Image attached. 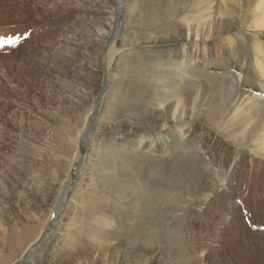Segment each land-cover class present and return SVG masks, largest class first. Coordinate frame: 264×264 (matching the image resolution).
<instances>
[{"label":"rangeland","instance_id":"374dc122","mask_svg":"<svg viewBox=\"0 0 264 264\" xmlns=\"http://www.w3.org/2000/svg\"><path fill=\"white\" fill-rule=\"evenodd\" d=\"M63 1L0 5V264H18L36 244L20 264H264V0ZM199 22L207 37L187 40ZM163 78H180L184 109L198 119L172 120ZM229 89L236 106L225 102ZM223 210L229 227L218 221Z\"/></svg>","mask_w":264,"mask_h":264},{"label":"bare ground","instance_id":"6f19581e","mask_svg":"<svg viewBox=\"0 0 264 264\" xmlns=\"http://www.w3.org/2000/svg\"><path fill=\"white\" fill-rule=\"evenodd\" d=\"M25 1H26V0H25ZM35 1H36V0H35ZM50 1H51V0H37V3H38V4H41V5H49V4L51 3ZM58 1H60L61 4H63V3L65 2V1H63V0H58ZM69 1H70V0H69ZM91 1H93V0H91ZM104 1H105V0H104ZM104 1H103V2H104ZM109 1H110V0H109ZM114 1L119 2V1H117V0H114ZM114 1H113V2H114ZM128 1H129V0H128ZM174 1H177V0H174ZM182 1H185V0H181V2H182ZM196 1H197V0H196ZM222 1H223V0H222ZM226 1H227V0H226ZM9 2H10V0H9ZM83 2H84V0H83ZM88 2H89V4L91 3L90 1H88ZM107 2H108V1H107ZM107 2H105V3H107ZM179 2H180V1H179ZM186 2H187V1H186ZM193 2H194V1H193ZM229 2H230V0H229ZM229 2H228V3H229ZM20 3H21V2H19V0H11V2H10V7H11V9H12L14 12H18L19 8L21 7V6H20ZM65 3H66V2H65ZM68 3H70V2H68ZM85 3H86V0H85ZM101 3H102V2H101ZM177 3H178V2H177ZM182 3H183V2H182ZM194 3H195V2H194ZM233 3H234V2H233ZM244 3H245V2H244ZM260 3H261V2H260ZM51 4H52V3H51ZM87 4H88V3H87ZM97 4H98V3H97ZM180 4H181V3H180ZM190 4H191V3H190ZM255 4H256V3H255ZM261 4H263V3H261ZM0 5H2V9H3L4 7L7 6V3L5 2V0H0ZM66 5H67V4H66ZM93 5H94V3H93ZM110 5H111V4H110ZM110 5H109V6H110ZM115 5H116V3H115ZM115 5H114V7L117 6V5H116V6H115ZM122 5H123V4H121L120 6L122 7ZM173 5H175V4H173ZM183 5H184V3H183ZM191 5H192V4H191ZM191 5H190V6H191ZM263 5H264V4H263ZM88 6H90V5H88ZM105 6H106V4H105ZM111 6H112V5H111ZM111 6H110V7H111ZM118 6H119V5H118ZM118 6H117V7H118ZM170 6H171V5H170ZM177 6H178V5H177ZM181 6H182V4H181ZM185 6H186V5H185ZM185 6H183V7L187 10V8H186ZM188 6H189V5H188ZM193 6H194V5H193ZM227 6H229V5H227ZM260 6H262V5H259V6L257 5V7H259V8H260ZM209 7H210V6H209ZM89 8H90V7H89ZM111 8H112V7H111ZM118 8H120V7H118ZM164 8H165V7H164ZM174 8H175V6H174ZM177 8H178V7H177ZM177 8H176V9H177ZM184 8L182 9V11H184ZM191 8H192V7H191ZM232 8H233V7H232ZM2 9H0V10H2ZM91 9H93V8H91ZM162 9H163V8H162ZM176 9H175V10H176ZM179 9L181 10V7H180V6H179ZM223 9H224V6H223ZM262 9H263V12H264V8H262ZM117 10H118V9H117ZM119 10H120V9H119ZM163 10H164V9H163ZM175 10H174V11H175ZM180 10H179V11H180ZM186 10H185V11H186ZM88 11H89V10H88ZM182 11H181V12H182ZM187 11H189V7H188V10H187ZM204 11H205V10H204ZM207 11H208V9H207ZM210 11H211V10H210ZM251 11H252V10H251ZM157 12H160V11H157ZM169 12H170V11H169ZM171 12H172V10H171ZM199 12H200V10L198 11L197 15H199ZM212 12H213V11H211V12H209V13H212ZM86 13H87V12H86ZM110 13H111V12H110ZM118 13H119V12H118ZM140 13H141V12H140ZM182 13L184 14V12H182ZM185 13H186V12H185ZM189 13H191V12H188V14H189ZM223 13H224V12H223ZM145 14H146V13H145ZM157 14H158V13H157ZM178 14H179V13H178ZM178 14H176V15H178ZM180 14H181V13H180ZM180 14H179V15H180ZM183 14H182V15H183ZM188 14H185V16L183 15V17H187ZM195 14H196V12H195ZM262 14H263V16H264V13H262ZM80 15H81V14H80ZM88 15H89V14H88ZM88 15H86V16H88ZM142 15H143V14H142ZM159 15H160V14H158L157 16H159ZM182 15H181V18L183 19ZM200 15H201V13H200ZM204 15H206V14H204ZM212 15H213V14H212ZM223 15H224V14H223ZM223 15H221V16H223ZM99 16H100V15H99ZM123 16H124V15H123ZM161 16H162V15H161ZM163 16H164V15H163ZM163 16H162V18H163ZM171 16L173 17V15H171ZM171 16H170V18H172ZM189 16H190V15H189ZM189 16H188V18H190V21H192V18L189 17ZM219 16H220V15H219ZM221 16H220V17H221ZM230 16H231V15H230ZM89 17L91 18V15H90ZM113 17H114V16H113ZM165 17H166V16H165ZM175 17H176V16H175ZM175 17H173V18H175ZM204 17H205V16H204ZM204 17L201 16V18H200V17H198V18L203 19ZM223 17H224V16H223ZM223 17H222V18H223ZM93 18H94V17H93ZM93 18H92V19H93ZM95 18H96V17H95ZM111 18H112V17H111ZM188 18H186V19L188 20ZM205 18H206V17H205ZM207 18H208V17H207ZM207 18H206V19H207ZM211 18H212V17H211ZM215 18H216V17H215ZM234 18H235V17H234ZM234 18H233V20H234ZM84 19H85V18H84ZM104 19H105V18H104ZM158 19H159V17H158ZM176 19H177V18H176ZM196 19H197V17L195 18V20H196ZM200 19H199V20H200ZM206 19H205V22L207 23V20H206ZM258 19H259V18H258ZM87 20H88V19H87ZM112 20H113V19H112ZM183 20H184V22H187L185 19H183ZM195 20H194V21H195ZM203 20H204V19H203ZM203 20H202V21H203ZM214 20H216V19H214ZM219 20H221V19H219ZM144 21H145V20H144ZM167 21H168V17H167ZM179 21H181V19H180ZM188 21H189V20H188ZM190 21H189V22H190ZM217 21H218V20H217ZM227 21H228V20H227ZM234 21H235V20H234ZM2 22H3V20H0V25L3 24ZM117 22H118V21H117ZM163 22H164V21H163ZM181 22H182V21H181ZM200 22H201V21H200ZM200 22H199V23H200ZM211 22H212L211 25L213 26V23H214L213 20H212ZM111 23H112V22H111ZM118 23H119V22H118ZM158 23H159V22H158ZM190 23H191V22H190ZM199 23L197 24V26H198L197 28H196V27L193 28V26H192V27H191V26L189 27V25H188V28L186 27L187 30L184 28V29L187 31V32H186V35H185V38H187V40H188L189 38H194L193 36H195L196 34H197V36H199L200 34L204 33V32L201 33L200 31H198V30L201 29V28L199 29V26L202 24V23H200V24H199ZM220 23H223V22L220 21V22L218 23L219 25H218L216 22H215L214 24H216L217 26H220ZM106 24H107V23H106ZM195 24H196V23H195ZM224 24H226V26H224V27H223V25L220 26V27H223V29H222L221 31H225V30H226L227 23H225V21H224ZM255 24H256V23H255ZM108 25H109V23H108ZM119 25H120V24H119ZM155 25H156V24H155ZM157 25H158V24H157ZM216 25H215V26H216ZM115 26H116V25H115ZM201 26H202V25H201ZM204 26L207 28L208 25H207V26L204 25ZM212 26H211V27H212ZM215 26H214V27H215ZM0 27H1V26H0ZM109 27H111V25H110ZM137 27H138V26H137ZM153 27H154V26H153ZM157 27H158V26H157ZM202 27H203V26H202ZM235 27H236V26H235ZM119 28H120V27H119ZM151 28H152V27H151ZM181 28H182V27H181ZM209 28H210V27H209ZM216 28H217V27H216ZM262 28H264V22H263V27H262ZM96 29H97V28H96ZM147 29H148V28H147ZM152 29H153V28H152ZM202 29H203V28H202ZM207 29H208V28H207ZM214 29H215V28H214ZM228 29H229V26H228ZM120 30H121V29H120ZM182 30H183V29H182ZM185 30H184V31H185ZM216 30H217V29H216ZM235 30H236V29H235ZM95 31H96V30H95ZM116 31H117V30H116ZM157 31H158V30H157ZM201 31H203V30H201ZM206 31H207V30H206ZM212 31H213V30H212ZM219 31H220V30H219ZM228 31H229V30H228ZM100 32H101V31H100ZM105 32H106V31H105ZM111 32H112V30H109V33H108V32H107V33H104V32H103L104 36L101 35V36H102V39H101V40H102V41H101L102 43H100V41H98L99 44H103L102 46H104V44H105V42L107 41L108 36L111 34ZM159 32H160V31H159ZM178 32H180L179 29H178ZM226 32H227V31H226ZM0 33H1V32H0ZM169 33H170V32H169ZM207 33H208V32H207ZM211 33L214 34V32H211ZM217 33H218V30H217V32H215V34H217ZM219 33H220V32H219ZM219 33H218V34H219ZM101 34H102V33H101ZM167 34H168V33H167ZM172 34H173V36H174V33H172ZM180 34H181V33H180ZM182 34H183V33H182ZM218 34H217V35H218ZM228 34H229V33H228ZM60 35H61V34H60ZM155 35H156V34H155ZM160 35H161V34H160ZM202 35H204V34H202ZM206 35H207V34H206ZM206 35H204V36H206ZM219 35H220V34H219ZM223 35H224V34H223ZM0 36H1V35H0ZM13 36H15V34H13ZM13 36H12V40H13L14 42H16L17 38H15V37H13ZM161 36H163V35H161ZM161 36H160V37H161ZM168 36H169V34H168ZM175 36H176V35H175ZM181 36H182V35H181ZM183 36H184V35H183ZM197 36H196V37H197ZM208 36H209V35H208ZM106 37H107V38H106ZM166 37H167V36H166ZM206 37H207V36H206ZM210 37H211V36H210ZM13 38H15V39H13ZM121 38H122V37H121ZM147 38H149V37H147ZM150 38H151V37H150ZM153 38H155V37H152L151 39H153ZM158 38H159V37H158ZM170 38H172V37H170ZM170 38H168V39H170ZM174 38H175V37H174ZM174 38H173V39H174ZM185 38H184V39H185ZM204 38H205V37H203V39H204ZM119 39H120V38H119ZM140 39H141V38H140ZM140 39H139V40H140ZM159 39H160V38H159ZM164 39H165V38H164ZM166 39H167V38H166ZM175 39H176V41H177V38H175ZM195 39H196V38H195ZM198 39H199V38H198ZM208 39H209V37H208ZM216 39H217V38H216ZM227 39H228V38H227ZM105 40H106V41H105ZM142 40H144V38H143ZM142 40H141V42H142ZM146 40H147V39H146ZM146 40H144V41H146ZM160 40H161V39H160ZM85 41H86V40H85ZM104 41H105V42H104ZM130 41H131V40H130ZM130 41H129L128 43H125V45H127V44L129 45ZM136 41H137V40H136ZM156 41L158 42V40H156ZM164 41H165V40H164ZM167 41H168V40H167ZM191 41H192V40H191ZM50 42H51V41H50ZM137 42H138V41H137ZM141 42H140V43H141ZM148 42H149V41H148ZM153 42L155 43V41H153ZM160 42H161V41H159V43H160ZM169 42H170V41H169ZM204 42H205V41H204ZM206 42H207V41H206ZM56 43H57V41H56ZM56 43H55V44H56ZM64 43H65V42H64ZM80 43H82V42H80ZM92 43H93V42H92ZM92 43H91V44L89 43V44L92 45ZM94 43H95V42H94ZM96 43H97V39H96ZM143 43H144V42H143ZM151 43H152V42H151ZM151 43H150V44H151ZM161 43H163V42H161ZM191 43H192V42H191ZM197 43H198V42H196V45H198ZM211 43H212V42H211ZM213 43H214V42H213ZM53 44H54V43H53ZM67 44H68V43H67ZM85 44H87V43L85 42ZM145 44H146V43H145ZM189 44H190V42H189ZM194 44H195V43H194ZM209 44H210V43H209ZM209 44H208V45H209ZM30 45H31V44H30ZM57 45H59V44H57ZM63 45H64V44H63ZM65 45H66V44H65ZM82 45H83V43H82ZM93 45H94V44H93ZM122 45H123V44H122ZM131 45H132V42H131ZM203 45H204V44H203ZM217 45H218V44H217ZM220 45H221V44H220ZM10 46H11V45H10ZM13 46H14V45H13ZM80 46H81V44H80ZM98 46H99V45H97V47H98ZM102 46H100V47H102ZM135 46H136V45H135ZM158 46H160V45L158 44ZM163 46H165V45H163ZM181 46H182V45H181ZM139 47H140V45H139ZM147 47H148V46H147ZM151 47H152V46H151ZM175 47H176V46H175ZM49 48H50V47H49ZM52 48H53V47H52ZM56 48H57V47H56ZM93 48H94V47H93ZM134 48H135V47H134ZM137 48H138V47H137ZM141 48H143V47H141ZM167 48H168V47H167ZM172 48H174V47H172ZM178 48H180V47H178ZM192 48H193V46H192ZM32 49H33V48H32ZM58 49H59V48H58ZM80 49H81V48H80ZM103 49H104V48H103ZM157 49H158V47H157ZM165 49H166V48H165ZM203 49H204V48H203ZM45 50H46V49H45ZM50 50H51V48H50ZM59 50H60V49H59ZM82 50H83V49H82ZM90 50H92V49H90ZM90 50H89V51H90ZM101 50H102V49H101ZM104 50H105V49H104ZM104 50H103V51H104ZM152 50H153V49H152ZM169 50H170V47H169ZM181 50H182V49H181ZM215 50H216V49H215ZM47 51H48V50H47ZM85 51H86V50H85ZM89 51H88V52H89ZM153 51H154V50H153ZM164 51H165V50H164ZM170 51H171V50H170ZM178 51H179V49H178ZM83 52H84V51H83ZM83 52H82V53H83ZM90 52H91V51H90ZM93 52H94V51H93ZM97 52H98V51H97ZM154 52H155V51H154ZM175 52H176V51H175ZM185 52H186V50H185ZM187 52H189V51H187ZM48 53H49V52H48ZM48 53H46V54H48ZM91 53H92V52H91ZM133 53H134V52H133ZM159 53H161V52H159ZM171 53H174V52H171ZM55 54H56V53H55ZM83 54H84V53H83ZM88 54H89V53H88ZM88 54H86V55H88ZM94 54H95V52H94ZM107 54H108V53H107ZM107 54H106V55H107ZM91 55H93V54H91ZM102 55H103V54H102ZM160 55H161V54H160ZM165 55H166V53H165ZM169 55H170V54H169ZM184 55H185V54H184ZM72 56H73V55H72ZM82 56H84V55H82ZM114 56H115V55H114ZM170 56H171V55H170ZM172 56H173V54H172ZM172 56H171V57H172ZM15 57H16V56H15ZM21 57H22V56H21ZM45 57H46V56H45ZM47 57H48V56H47ZM94 57H96V56H94ZM119 57H120V56H119ZM11 58H12V57H11ZM81 58H82V57H81ZM104 58H105V57H104ZM114 58H115V57H114ZM120 58H121V57H120ZM12 59H13V58H12ZM30 59H31V58H30ZM97 59H100V58H97ZM112 59H113V58H112ZM60 60H61V59H60ZM73 60H74V59H73ZM88 60H89V59H88ZM93 60H94V59H93ZM102 60H103V58H102ZM106 60H107V59H106ZM13 61H14V60H13ZM15 61H16V60H15ZM69 61H70V60H69ZM80 61H81V60H80ZM82 61H83V60H82ZM91 61H92V60H91ZM98 61H99V60H98ZM98 61H97V62H98ZM47 62H48V60H47ZM83 62H84V61H83ZM99 62H101V61H99ZM105 62H107V61H105ZM116 62H117V61H116ZM120 62H121V61H120ZM149 62H150V61H149ZM19 63H20V62H19ZM26 63H27V61H26ZM30 63H31V62H30ZM102 63H103V62H102ZM121 63H122V62H121ZM121 63H120V64H121ZM33 64H34V63H33ZM109 64H110V63H109ZM118 64H119V63H118ZM130 64H131V63H130ZM154 64H156V61L154 62ZM175 64L177 65V63H175ZM1 65H3V64H1ZM9 65H10V64H9ZM17 65H18V64H17ZM17 65H16V68H18ZM37 65H38V64H37ZM43 65H44V64H43ZM94 65H95V63H94ZM151 65H152V64H151ZM22 66H23V65H22ZM99 66H100V65H99ZM174 66H175V65H174ZM174 66H172V67H174ZM181 66H182V65L179 66V64H178L176 67H174V68H175V76H176V75L178 76V75H180L181 73H183V72L186 71V70L184 71L183 68H182ZM3 67H5V66H3ZM9 67H11V66H9ZM14 67H15V65H14ZM29 67H30V66H29ZM35 67H36V66H35ZM43 67H44V66H43ZM45 67H47V66H45ZM53 67H54V66H53ZM95 67H96V66H95ZM117 67H118V65H117ZM163 67H164V66H163ZM184 67H185V66H184ZM39 68H40V67H39ZM41 68H42V67H41ZM48 68H50V67H48ZM48 68H47V69H48ZM51 68H52V67H51ZM112 68H113V67H112ZM118 68H119V67H118ZM152 68H154V67L152 66ZM165 68H166V67H165ZM176 68H177V69H176ZM181 68H182V70H181ZM3 69H4V68H3ZM3 69H2V70H3ZM43 69H44V68H43ZM54 69H55V68H54ZM186 69H187V68H186ZM12 70H14V69H12ZM12 70H11V72H12ZM21 70H22V68H21ZM23 70H24V69H23ZM28 70L30 71V69H28ZM156 70H157V69H156ZM156 70L153 71V72H156ZM162 70H163V69H162ZM167 70H168V69H167ZM263 70H264V69H263ZM9 71H10V70H9ZM9 71H8V72H9ZM14 71H15V70H14ZM68 71H69V70H68ZM190 71H192V70H190ZM2 72H3V71H2ZM4 72H5V71H4ZM11 72H9V73H11ZM41 72H44V71L41 70ZM52 72H53V71H52ZM114 72H115V70H114ZM134 72H135V71H134ZM140 72H141V71H140ZM261 72H263V71H261ZM29 73H31V72H29ZM39 73H40V72H38V74H39ZM4 74H5V73H4ZM143 74H144V72H143ZM155 74H156V73H155ZM155 74H154V76H155ZM161 74H162V73H161ZM39 75H40V74H39ZM167 75H168V74H167ZM170 75H171V73H170ZM263 75H264V74H263ZM4 76H7V75H4ZM30 76H31V74H30ZM42 76H43V75H42ZM56 76H57V75H56ZM94 76H95V75H94ZM151 76H152V75H151ZM156 76H157V75H156ZM171 76H172V75H171ZM171 76H170V77H171ZM177 76H176V77H177ZM180 76H181V75H180ZM180 76H179V77H180ZM22 77H23V76H22ZM32 77H33V76H32ZM170 77H169V78H170ZM185 77H186V76H185ZM4 78H6V77H4ZM29 78H30V77H29ZM95 78H97V77H95ZM169 78H168V80H169ZM171 78H173V77H171ZM174 78H175V77H174ZM153 79H154V77L152 78V80H153ZM179 79H180V78H179ZM179 79H178V80H177V79H173V81L170 82V84H169V81H167V80H165V78H163V80H165L166 83H168V86L171 85V89H172V92H173V93L170 95L169 99L171 100V103H172L173 106L175 107V112L178 114L177 111H178L179 108L183 111V112L181 113V116H180V117H179V116H176V113H174V114L172 113L173 115L171 116V118H172V120H173V119L175 120V119L179 118V119H181V120H182V119H186L187 121H188V119H191V120H192V119H198L199 117H196L197 114L194 115V113H193V111H195L194 109H190V116H189L187 110H186V111H187V113H186V111H185L186 108L184 109L185 104H186V102H187L188 99H187L186 97H183V94H182V91H181V90L183 89V84H184V83H182L181 80H179ZM216 79H217V78H216ZM40 80H41V79H40ZM170 80H171V79H170ZM184 80H186V79H184ZM6 81H7V80H6ZM10 81H12V80H10ZM159 81H162V80L159 79ZM216 81H217V80H216ZM157 82H158V81H157ZM157 82H156V83H157ZM30 83H31V82H30ZM149 83H150V82H149ZM187 84H188V83H187ZM168 86H166V87H168ZM232 87H233V86H232ZM21 88H22V87H21ZM21 88H20V89H21ZM111 88H112V87H111ZM153 88H154V87H153ZM156 88H157V87H156ZM229 88H231V85H230ZM225 89H228V85L226 86ZM108 90H109V89H108ZM131 91H132V90H131ZM180 91H181V95H182V97L184 98L185 104L182 102L183 100H181V98H180ZM186 91H187V90H186ZM229 91H230V89L227 91V95L225 96V100H226L225 102L228 103V104H230V103H232V102H235L234 104H235V106H236L237 101H235L234 98L238 95V94H237V90L235 91V89H234V92H230V93H228ZM231 91H233V90H231ZM25 92H26V91H25ZM116 92H117V91H116ZM154 92H155V91H154ZM197 92H198V91H197ZM120 94H121V92H120ZM196 94H197V93H196ZM209 94H210V93H209ZM10 95H11V94H10ZM36 95H37V94H36ZM109 95H110V94H109ZM122 95H123V94H122ZM144 95H146V94H144ZM112 96H113V95H112ZM117 96H118V95H117ZM135 96H136V95H135ZM166 96H168V94H166ZM199 96H200V95H199ZM207 96H208V94H207ZM108 97H109V96H108ZM127 97H128V96H127ZM127 97H126V98H127ZM194 97H195V95H194ZM246 97H247V96H246ZM120 98H121V97H120ZM120 98H119V99H120ZM196 98H197V96H196ZM199 98H200V97H199ZM122 99H123V98H122ZM129 99H130V98H129ZM157 99H158V98H157ZM190 99H191V98H190ZM26 100H27V99H26ZM221 100H222V99H221ZM232 100H233V101H232ZM237 100H238V99H237ZM194 101H195V100H194ZM222 101H223V100H222ZM246 101L249 102V99H248V100H243V102H244L245 104H247ZM169 102H170V101H169ZM192 102H193V101H192ZM225 102H224V101H223V102H220V103L217 105L222 111H221L220 109H218V108H215V114H216V115H220V114H222V112H223V109H222V108H223V106L225 105ZM108 103H109V102H108ZM147 103H148V102H147ZM158 103H159V102H158ZM188 103H189V102H188ZM190 103H191V102H190ZM190 103H189V105H190ZM239 103H241V101H239ZM191 104H192V103H191ZM241 104H242V103H241ZM148 105H149V104H148ZM243 105H244V104H243ZM249 105H250V103H249ZM133 106H134V105H133ZM137 106H138V105H137ZM165 106H166V105H164V107H165ZM187 106H188V105H187ZM190 106H192V105H190ZM210 106H211V105H210ZM235 106H234V108H236V109H240V108H239L240 106H239L238 108L235 107ZM237 106H238V105H237ZM257 106H258V105H257ZM150 107H151V106H150ZM192 107H193V106H192ZM248 107H249V106H248ZM188 108H189V107H188ZM204 108H205V107H204ZM231 108H232V107H231ZM91 109H92V108H91ZM158 109H159V108H158ZM164 109H166V108H164ZM207 109H208V108H207ZM209 109H210V108H209ZM87 110H88V108H87ZM188 110H189V109H188ZM240 110H242V109H240ZM173 111H174V110H173ZM224 111H225V112H228V110H224ZM229 111H230V110H229ZM231 111H232V110H231ZM68 112H69V111H68ZM146 112H147V111H146ZM204 112H205V111H204ZM211 112H212V111H211ZM211 112H210V113H211ZM236 112H237V111H236ZM236 112H235V113H236ZM87 113H88V112H87ZM87 113H86V114H87ZM89 113H91V111H90ZM164 113H165V112H164ZM164 113H162V114H164ZM195 113H196V112H195ZM232 113H234V111H233ZM245 113H247V111H246ZM263 113H264V109H263V108H257V109H256V114H257V115H258V114H261V115H262ZM170 114H171V113H170ZM198 114H199V113H198ZM207 114H208V112H207ZM145 115H146V114H145ZM187 115H188V116H187ZM200 115H201V114H200ZM204 115H205V114H204ZM208 115H209V114H208ZM210 115H211V114H210ZM216 115H215V116H216ZM249 115H250V113H249ZM14 116H15V115H14ZM84 116H85V115H84ZM164 116H165V115H164ZM164 116H163V117H164ZM198 116H199V115H198ZM212 116H213V115H211V117H212ZM227 116H228V115H227ZM232 116H235V114L232 115ZM239 116H241V115H238V117H239ZM145 117H146V116H145ZM201 117H204V116L201 115ZM221 117H223V116H220L219 118H221ZM245 117H246V116H245ZM256 117H257V116H256ZM85 118H86V117H85ZM103 118H104V117H103ZM160 118H161V117H160ZM165 118H166V117H165ZM171 118H170V120H171ZM223 118H224V117H223ZM251 118H252V117H251ZM83 119H84V118H83ZM93 119H94V123H97V118L93 116ZM106 119H108V118H106ZM106 119H105V120H106ZM168 119H169V118H168ZM206 119H207V121H208V118H206ZM206 119H205V120H206ZM209 119H211V118L209 117ZM214 119H215V118H214ZM214 119L212 120V123L215 122ZM228 119H229V118H228ZM234 119H235V117H234ZM248 119H250V118H248ZM105 120H104V121H105ZM158 120H159V117H158ZM174 120H173V121H174ZM177 120H178V119H177ZM215 120H216V119H215ZM221 120H222V118H221ZM240 120H241V119H240ZM85 121H86V120H85ZM104 121H103V122H104ZM137 121H138V119H137ZM159 121H160V120H159ZM159 121H158V122H159ZM162 121H163V120H162ZM164 121H165V120H164ZM173 121H172V122H173ZM175 121H176V120H175ZM179 121H180V120H179ZM187 121H186V124L188 123ZM192 121H193V120H192ZM196 121H197V120H196ZM216 121H218V120H216ZM230 121H231V118H230ZM232 121H234V120L232 119ZM247 121H248V120H247ZM251 121H253V120H251ZM83 122H84V121H83ZM98 122H99V121H98ZM100 122H101V124L103 123L102 120H101ZM155 122H156V121H155ZM177 122H178V121H177ZM189 122H190V121H189ZM222 122H223V120H222ZM224 122H226V121H224ZM234 122H235V121H234ZM234 122H231V125H232ZM237 122H238V121H237ZM85 123H86V122H85ZM85 123H84V124H85ZM88 123H89V122H88ZM207 123H209V121H208ZM218 123H220V122H218ZM243 123H244V122H243ZM243 123H241V124H243ZM99 124H100V123H99ZM101 124H100V126L103 127V125H101ZM141 124H142V123H141ZM183 124H184V123H183ZM222 124H223V123H222ZM235 124H236V123H235ZM246 124H247V123H245V125H246ZM251 124H252V122H251ZM162 125H163V124H162ZM173 125H174V124H173ZM212 125H215V123H213ZM212 125H211V126H212ZM236 125H237V124H236ZM254 125H255V124H254ZM88 126H89V125H88ZM94 126H95V124L93 125V127H94ZM100 126H99V128H101ZM169 126H170V125H169ZM185 126H186V125H185ZM223 126H224V125H223ZM234 126H235V125H234ZM127 127H128V126H127ZM160 127H161V126H160ZM163 127H164V126H163ZM163 127H161V128H163ZM170 127H171V126H170ZM217 127H218V126H217ZM217 127H216V128H217ZM227 127H229V126H227ZM231 127H233V126H231ZM246 127H247V126H246ZM254 127H255V126H254ZM263 127H264V126H263ZM263 127L261 126V128H263ZM89 128H91V127L89 126ZM144 128H145V126H144ZM164 128H165V127H164ZM168 128H169V127H168ZM175 128H176V127H175ZM178 128H179V127H178ZM183 128H184V127H183ZM185 128H186V127H185ZM195 128H196V127H195ZM216 128H215V129H216ZM220 128H221V127H220ZM223 128H224V127H223ZM236 128H237V127H236ZM116 129H117V127H116ZM132 129H133V128H132ZM158 129H160V128H158ZM180 129H182V128H180ZM187 129H188V128H187ZM240 129H241V128H240ZM130 130H131V129H130ZM174 130H175V129H174ZM183 130H184V129H183ZM183 130H182V131H183ZM185 130H186V129H185ZM229 130H231V128H229ZM232 130H233V129H232ZM247 130H248V129H247ZM87 131H88V130H87ZM128 131H129V130H128ZM133 131H134V129H133ZM163 131H164V130H163ZM197 131H198V130H197ZM223 131H224V130H223ZM223 131H222V132H223ZM226 131H228L227 128L225 129L224 132H226ZM90 132H91V131H90ZM98 132H99V130H98ZM142 132H144V131H142ZM164 132H165V131H164ZM167 132H168V130H167ZM176 132H177V131H176ZM179 132H180V130H179ZM187 132H188V131H187ZM191 132H192V131H191ZM224 132H223V134H224ZM237 132H238V130H237ZM145 133H146V132H145ZM147 133H148V132H147ZM157 133H158V132H157ZM165 133H166V132H165ZM180 133H181V132H180ZM188 133H189V132H188ZM226 133H228V132H226ZM226 133H225V134H226ZM233 133H235V132H232L231 134H233ZM256 133H257V131H256ZM262 133H263V132H262ZM82 134H83V133H82ZM82 134H81V135H82ZM95 134H96V132H95ZM100 134H102V133H100ZM139 134H140V133H139ZM151 134H152V133H151ZM151 134H150V135H151ZM154 134H155V133H154ZM167 134H168V133H167ZM104 135H105V134H104ZM162 135H163V134H162ZM168 135H169V134H168ZM181 135H183V134L181 133ZM234 135H235V134H234ZM252 135H254V134H252ZM259 135H260V134H259ZM263 135H264V133H263ZM263 135H261V136H263ZM77 136H79V134H78ZM82 136H83V135H82ZM84 136H86V135H84ZM87 136H88V135H87ZM95 136H96V135H95ZM100 136H101V135H100ZM140 136H141V135H140ZM148 136H149V135H148ZM155 136H156V135H155ZM155 136H154V137H155ZM229 136H231V135H229ZM229 136H228V138H229ZM134 137H135V136H134ZM157 137H158V136H157ZM239 137H240V136H239ZM257 137H258V136H257ZM257 137H256V138H257ZM78 138H79V137H78ZM78 138H77V140H78ZM96 138H97V137H96ZM158 138H159V137H158ZM185 138H186V137H185ZM190 138H191V137H190ZM231 138H232V137H231ZM237 138H238V137H237ZM252 138H253V137H252ZM261 138L263 139L264 137H261ZM148 139H150V138H148ZM233 139H234V137H233ZM235 139H236V138H235ZM258 139H259V138H258ZM262 139H260V140H262ZM93 140H94V139H93ZM93 140H92V142H93ZM124 140H125V138H124ZM126 140H127V139H126ZM132 140H134V139H132ZM180 140H181V139H180ZM186 140H187V138H186ZM236 140H237V139H236ZM255 140H256V139H255ZM98 141H99V140H98ZM141 141H142V140H141ZM143 141H145V140H143ZM157 141H158V140H157ZM169 141H170V140H169ZM213 141H214V140H213ZM241 141H242V140H241ZM253 141H254V140H253ZM258 141H259V140H258ZM263 141H264V140H262L261 143H262ZM99 142H100V141H99ZM102 142H103V141H102ZM123 142H124V141H123ZM135 142H137V141H135ZM149 142H150V141H149ZM220 142H221V141H220ZM235 142H236V141H235ZM237 142L240 143V141H237ZM59 143L61 144L62 142L59 141ZM94 143H95V141H94ZM100 143H101V142H100ZM103 143H104V142H103ZM138 143H139V142H138ZM141 143H142V142H141ZM161 143H162V142H161ZM215 143H216V142H215ZM244 143H245V141H244ZM263 143H264V142H263ZM96 144H97V143H96ZM101 144H102V143H101ZM101 144H99V145H101ZM240 144H241V143H240ZM259 144H260V143H259ZM93 145H94V144H93ZM262 145H263L262 148H264V144H262ZM96 146H97V145H96ZM155 146H157V145H155ZM260 146H261V145H260ZM100 147H101L102 149H105L106 151L109 149V148H107L108 146L106 147V145H105L106 148L104 147V145H102V146H100ZM255 147H256V146H255ZM98 148H99V147H97V149H98ZM101 148H100V149H101ZM93 149H94V147H93ZM117 149H118V148H117ZM110 150H111V149H110ZM120 150H121L120 152L122 153V150H123V149H120ZM124 150H125V149H124ZM189 150H190V149H189ZM259 150H260V149H259ZM95 151H96V150H95ZM97 151H98V150H97ZM100 151H101V150H100ZM111 151H112V150H111ZM111 151H110V152H111ZM118 151H119V150H118ZM125 151H126V150H125ZM190 151L192 152V150H190ZM101 152H103V150H102ZM107 152H109V151H107ZM107 152H106V153H107ZM128 152L130 153V151H128ZM262 152H264V151H262ZM113 153H114V155H115L116 152L113 151L111 154L108 153L109 155H107V157L110 156V155H113ZM118 153H119V152H118ZM129 153H128V156H129ZM123 154H124V152H123ZM117 155H118V154H117ZM119 155H120V154H119ZM130 155H131V154H130ZM132 155H134V153H132ZM235 155H236V153H235ZM135 156H137V155H135ZM115 157H116V156H115ZM118 157H119V156L116 157V160H118V159H117ZM129 157H130V156H129ZM144 157H145V156H144ZM103 158H105V156H103ZM124 158H126V157H124ZM234 158H235V157H234ZM111 159H112V158H111ZM114 159H115V158H114ZM133 159H134V158H133ZM102 160H103V159H102ZM108 160H109V159H107V161H108ZM120 160H121V159H120ZM126 160L128 161L127 158H126ZM145 160H146V159H145ZM105 161H106V160H104V162H105ZM114 161H115V160H114ZM124 161H125V159H124ZM115 162H116V161H115ZM143 162H144V160H143ZM245 162H246V161H245ZM101 163H103V162H101ZM129 163H130V162H129ZM138 163H139V162H138ZM127 164H128V163H127ZM143 164L145 165V163H143ZM170 165H171V163H170ZM170 165H169V166H170ZM171 166H173V165H171ZM186 166H187V164H186ZM130 167H131V166H130ZM174 167H176V166H174ZM190 167H191V166H190ZM169 168H170V167H169ZM196 169H197V168H196ZM196 169H195V170H196ZM166 170H167V169H166ZM171 170H173V169H171ZM175 170H176V168H175ZM121 171H122V170H121ZM166 172H167V171H166ZM178 173H179V172H178ZM178 173L176 172V174H178ZM173 174H175L174 171H173V173H172V176H173ZM174 176H175V175H174ZM176 176H177V175H176ZM118 177H119V176H118ZM194 179H195V178H194ZM169 180H171V179H169ZM182 180H183V179H182ZM196 180H197V179H196ZM178 181H179V180H178ZM178 181L176 180V182H178ZM198 181H199V180H197V183H198ZM170 182H171V181H170ZM200 183H201V182H200ZM201 184H202V183H201ZM169 185H170V184H169ZM172 185H173V183H172ZM175 185H177V183H176ZM197 185H198V184H197ZM170 186H171V185H170ZM173 186H174V185H173ZM200 186H201V185H200ZM200 186H199V187H200ZM202 186H205V185H202ZM174 187H175V186H174ZM199 187H198V188H199ZM206 187H207V186H206ZM118 188H119V187H118ZM201 189H202V188H201ZM208 189H209V188H207V190H208ZM263 189H264V188H263ZM188 190H189V189H188ZM207 190H206V191L204 190L205 193L208 192ZM201 191H202V190H201ZM204 191H202V192L204 193ZM210 191H212V190H210ZM184 192H185V191H184ZM196 192H197V191H196ZM212 192H215V191H212ZM212 192H211V193H212ZM187 193H188V192H187ZM194 193H195V192H194ZM208 193H209V192H208ZM191 194H192V193H190L189 195H191ZM201 194H202V193H201ZM187 195H188V194H187ZM189 195H188V196H189ZM194 195H195V194H194ZM198 195H199V193H198ZM213 195H214V193H213ZM213 195H212V196H213ZM216 195H217V194H216ZM79 196H80V195H79ZM191 196H192V195H191ZM210 196H211V194H210ZM214 196H215V195H214ZM171 197H173V195H171ZM177 197H178V196H177ZM177 197H176V198H177ZM189 197H190V196H189ZM197 197H198V196H197ZM186 198H187V196H186ZM203 198H205V197H204V194H203ZM208 198H209V197L207 196V199H208ZM168 199H169V197H168ZM71 200H72V199H71ZM174 200H175V198H174ZM176 200H177V199H176ZM176 200H175V201H176ZM186 200H187V199H186ZM188 200H189V199H188ZM191 200H192V197H191ZM192 201H193V200H192ZM208 201H209V200H208ZM182 202H183V201H182ZM187 202H190V201H187ZM206 202H207V201H206ZM210 202H211V201H209L208 203H210ZM175 203H176V202H175ZM179 204H182V203L180 202ZM168 205H169V204H168ZM184 205H185V203H184ZM186 205H187V204H186ZM188 205H189V204H188ZM191 205H192V204H191ZM191 205H190V206H191ZM211 205H212V204H211ZM181 206H182V205H181ZM192 206H193V205H192ZM183 207H184V206H183ZM183 207H182V209H183ZM187 207H188V206H187ZM206 207H208V206H206ZM210 207H211V206H210ZM185 208H186V207H185ZM194 208H195V207H194ZM194 208H193V209H194ZM182 209H181L180 212H182ZM186 209H187V208H186ZM201 209H202V208H201ZM208 209H210V208H208ZM191 210H192V209H191ZM195 211H196V210H195ZM203 211H204V210H202V213H204ZM190 212H192V211H190ZM205 212H210V211L205 210ZM222 212H223V213H222L223 216H222V217H217V218L219 219V220H218V219H217V220H218L222 225L227 224L228 227L231 226V224H232V222H231V218H230V220H227L230 214L228 215L227 213H225L224 210H223ZM183 213H184V211H183ZM194 213H195V212H194ZM202 213H201V214H202ZM212 213H213V212H212ZM196 214H197V213H196ZM206 214H208V213H206ZM194 215H195V214H194ZM194 215H193V216H194ZM186 216H187V215H186ZM207 216H208V215H207ZM187 217H188V216H187ZM194 217H195V216H194ZM198 217H199V216H198ZM205 217H206V216H205ZM86 219H87V218H86ZM188 220H189V219H188ZM197 220H198V218H197ZM199 220H200V218H199ZM217 220H215V221H217ZM201 222H202V221H201ZM197 223H198V222H197ZM211 223H212L213 225H215V223H213V222H211ZM220 223H219V224H220ZM216 224H217V223H216ZM192 225H193V224H192ZM208 225H209V224H208ZM213 225H211V226H213ZM217 225H218V224H217ZM214 227H215V226H214ZM239 227L242 228L240 225H239L237 228H239ZM199 228H200V227H199ZM218 228H219V227H218ZM225 228H226V227H225ZM221 230H222V229H221ZM238 230H240V229H238ZM238 230H237V231H238ZM243 230H244V229H243ZM160 231H161V230H160ZM213 231H215V230H213ZM233 231H234V230H233ZM240 231H241V230H240ZM245 231H246V230H245ZM238 232H239V231H238ZM135 234H137V233H135ZM234 235H235V233L233 232V233H232V236H234ZM135 236H136V235H135ZM237 236H238V235H237ZM210 237H211V236H210ZM230 237H231V235H230ZM238 237H239V236H238ZM253 237H254V236H253ZM253 237H252V238H253ZM132 238H133V237H132ZM36 239H37V238H36ZM162 239H163V238H162ZM169 239H170V238H169ZM160 240H161V239H160ZM203 240H204V238H203ZM35 241H36V240H35ZM35 241H34V242H35ZM102 241H103V240H102ZM164 241H165V240H164ZM209 241H210V240H209ZM259 241H260V240H259ZM138 242H139V240L136 241L135 243H138ZM255 242H256V241H255ZM203 243H204V242H203ZM211 243H212V242H211ZM215 243H216V242H215ZM215 243H214V244H215ZM210 245H211V244H210ZM34 246H35V245H32L29 249L26 248L27 250L25 249L26 252H24V253H25L24 255H27L28 253H30L29 255H31V254L33 253L32 248H33ZM85 246H86V245H85ZM164 249H165V248H164ZM198 249H199V248H198ZM202 249H203V248H202ZM208 250H209V249H208ZM210 250H211V249H210ZM31 251H32V252H31ZM34 251H35V250H34ZM213 251H214V250H213ZM170 253H171V252H170ZM182 253H183V252H182ZM189 253H190V252H189ZM158 254H159V253H158ZM203 254H204V253H203ZM179 255H180V254H179ZM200 255H202V254H200ZM176 257H177V256H176ZM185 257H186V256H185ZM23 258H24V257H22V259H23ZM187 258H188V257H187ZM22 259H21V261H23V262L28 261V260H26V258L23 259V260H22ZM186 260H187V259H186ZM21 261H20V262H21ZM190 261H191V260H190ZM197 263L200 264V262H197ZM195 264H196V262H195Z\"/></svg>","mask_w":264,"mask_h":264},{"label":"water","instance_id":"95a60500","mask_svg":"<svg viewBox=\"0 0 264 264\" xmlns=\"http://www.w3.org/2000/svg\"><path fill=\"white\" fill-rule=\"evenodd\" d=\"M37 246H38V245L36 244V245L32 248V251H34V250L36 249ZM32 251H31V252H32ZM29 254H30V253H28L27 255H25V257L29 256ZM25 257H24V258H25ZM21 262H23V261H21ZM21 262H19L18 264H20Z\"/></svg>","mask_w":264,"mask_h":264}]
</instances>
